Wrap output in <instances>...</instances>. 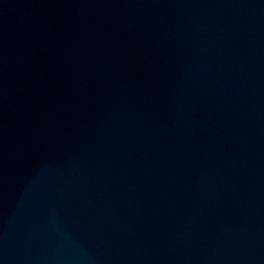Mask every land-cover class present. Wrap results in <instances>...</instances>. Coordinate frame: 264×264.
I'll use <instances>...</instances> for the list:
<instances>
[{"label": "water", "instance_id": "water-1", "mask_svg": "<svg viewBox=\"0 0 264 264\" xmlns=\"http://www.w3.org/2000/svg\"><path fill=\"white\" fill-rule=\"evenodd\" d=\"M0 264H264V0H0Z\"/></svg>", "mask_w": 264, "mask_h": 264}]
</instances>
